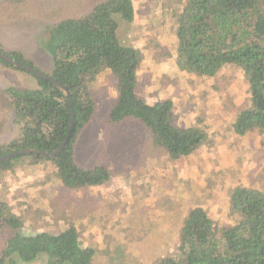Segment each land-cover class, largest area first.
Returning a JSON list of instances; mask_svg holds the SVG:
<instances>
[{
  "label": "rangeland",
  "instance_id": "rangeland-1",
  "mask_svg": "<svg viewBox=\"0 0 264 264\" xmlns=\"http://www.w3.org/2000/svg\"><path fill=\"white\" fill-rule=\"evenodd\" d=\"M93 1L0 0V50L21 51L38 70L49 73L52 62L44 44L50 28L63 17L78 16ZM132 2L135 17L126 22L117 16V35L123 44L149 49L137 71L138 95L149 104L172 97L173 123L205 128L206 143L191 156L172 159L138 119L111 122L107 113L116 91L105 71L92 84L96 110L77 139L76 157L86 166L106 164L112 174L108 182L67 189L50 164L23 160L0 172V196L21 217L22 232L56 234L75 225L87 239L84 243L96 248L92 264H108L99 253L120 244L128 259H135L131 263L148 264L175 250L188 208L201 206L215 223L231 227L238 219L225 201L232 191L238 186L264 191V132L255 129L239 136L232 128L237 110L248 100L242 70L229 64L214 77L179 70L175 24L183 0ZM155 53L166 64L159 66L161 59L154 64ZM10 86L36 89L37 82L0 62V88ZM5 111L0 106V143L19 133ZM20 264L45 263L41 257Z\"/></svg>",
  "mask_w": 264,
  "mask_h": 264
},
{
  "label": "trees",
  "instance_id": "trees-1",
  "mask_svg": "<svg viewBox=\"0 0 264 264\" xmlns=\"http://www.w3.org/2000/svg\"><path fill=\"white\" fill-rule=\"evenodd\" d=\"M134 15L132 0H94L78 16H66L53 24L44 44L52 62L47 74L67 89L73 128L59 154L17 155L0 162V172L23 160L28 165L50 164L67 189L108 182L112 174L106 164L86 166L76 157L77 139L96 110L92 84L105 71L116 91L107 113L111 122L138 119L152 142L172 159L191 156L206 143L205 128L173 123L170 97L149 104L138 95L142 52L121 43L117 35V16L132 22ZM175 25L178 69L214 77L225 65L239 67L247 81L248 100L235 114L233 131L239 136L255 129L264 132V0H183ZM0 52L36 68L21 51ZM0 62L14 67L2 58ZM29 74L36 79V89L0 88V106L7 110L3 115L19 126L17 136L0 143V155L25 147L51 152L67 134L70 112L66 95L50 81ZM227 205L229 214L238 217L231 227L215 223L201 206L188 208L175 250L161 253L148 264H264V191L238 186ZM22 227L21 217L0 196V264L32 263L41 257L45 264H92L96 248L84 243L87 239L75 225L56 234L23 233ZM122 245L114 251L104 248L100 257L108 264H134ZM125 250L132 249L125 245Z\"/></svg>",
  "mask_w": 264,
  "mask_h": 264
},
{
  "label": "water",
  "instance_id": "water-1",
  "mask_svg": "<svg viewBox=\"0 0 264 264\" xmlns=\"http://www.w3.org/2000/svg\"><path fill=\"white\" fill-rule=\"evenodd\" d=\"M0 58L5 60L6 62L12 64L15 68H18L20 70L31 73L37 77H42L43 79L50 81L53 85H55L58 89H60L66 95V98L68 100L69 112H70V125L68 128L67 134H66L64 140L60 143V145L57 148H55L53 151L48 152V151L39 150V149L33 148V147L20 148L18 150H14V151L7 152L5 154L0 155V162L12 159L17 155H23V154H36V155H41V156H45V157H53V156L59 154L60 151L63 149L65 143L67 142L69 134L73 128V110L71 107L70 96L67 92V89L65 88L64 85H62L59 81L52 78L49 74H47L43 71H40L36 68H32V67L25 65L23 63H20L19 61L15 60L14 58L10 57L9 55H7L4 52H0Z\"/></svg>",
  "mask_w": 264,
  "mask_h": 264
},
{
  "label": "crops",
  "instance_id": "crops-1",
  "mask_svg": "<svg viewBox=\"0 0 264 264\" xmlns=\"http://www.w3.org/2000/svg\"><path fill=\"white\" fill-rule=\"evenodd\" d=\"M134 7V6H133ZM135 12V11H134ZM134 17H135V15H134ZM176 38V37H175ZM161 45H164L163 44V42L161 43ZM131 46H133V47H135V48H138V49H140L141 50V52H142V56H143V61H142V63L144 62V55H146L147 54V52H148V50L149 49H147V46H139V47H137V45H131ZM150 51H152V50H150ZM161 56H162V54H154L153 55V59H154V64H156L155 62H158L160 59H161ZM163 59V58H162ZM160 60L159 62H160V64L161 63H164V64H166V62H167V59H163V60ZM146 62V61H145ZM151 63V61L148 63V65ZM159 64V66H163L162 64L160 65ZM142 65V64H141ZM153 65V64H152ZM171 99H172V101H173V98L172 97H170ZM175 101V100H174ZM173 104H174V102H173ZM176 113V112H175ZM236 135V134H235ZM263 162V161H262ZM257 170V169H256ZM229 199V198H228ZM227 199V200H228ZM227 200H225V201H227Z\"/></svg>",
  "mask_w": 264,
  "mask_h": 264
}]
</instances>
